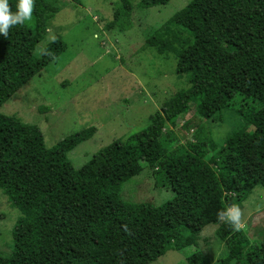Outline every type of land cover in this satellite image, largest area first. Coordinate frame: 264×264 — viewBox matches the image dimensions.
Here are the masks:
<instances>
[{"label":"trees","instance_id":"trees-1","mask_svg":"<svg viewBox=\"0 0 264 264\" xmlns=\"http://www.w3.org/2000/svg\"><path fill=\"white\" fill-rule=\"evenodd\" d=\"M118 1L106 27L129 30L134 5ZM170 1L141 0L138 7ZM8 3L15 12L17 0ZM57 13L52 0H34L31 20L0 36V109L67 50L60 38L36 56ZM146 46L175 57L187 89L141 132L100 149L80 169L68 155L91 140L96 127L48 149L39 127L0 112V190L20 211L14 248L0 255V264H152L170 251L186 254L188 264H209L201 253L186 251L210 225L227 248L214 264H264V240L253 246L240 224L217 216L229 206L240 209L255 187H264V0H192ZM193 106L220 122L233 108L252 130L235 132L220 146L208 135L182 145L175 128ZM146 168L157 189L174 195L160 206L121 198L122 186Z\"/></svg>","mask_w":264,"mask_h":264},{"label":"rangeland","instance_id":"rangeland-1","mask_svg":"<svg viewBox=\"0 0 264 264\" xmlns=\"http://www.w3.org/2000/svg\"><path fill=\"white\" fill-rule=\"evenodd\" d=\"M140 1L132 0V28L123 31L106 27L120 9L118 0H80L79 4L52 0L58 13L36 56L40 57L44 47L56 39L61 38L68 48L0 109L4 115L39 127L48 149L68 136L96 127V135L68 155L76 169L114 141L141 132L152 115L188 87L187 77L180 79L176 74L175 57L160 56L146 46V40L192 0H171L166 6L147 10L139 9ZM40 107L47 109L46 113L40 112ZM222 118V122L206 120L193 106L175 128L180 144L208 135L220 146L231 134L252 130L233 108L224 111ZM120 195L126 202L156 206L174 196L171 190L156 188L148 168L125 183ZM240 213V225L247 230L251 244L259 245L264 240V187H255ZM19 216L20 211L0 190L2 256L11 254L14 248L12 230ZM215 231V225L207 226L197 237L195 247L186 252L190 256L201 253L209 264L224 258L227 248ZM152 264H188L187 255L170 251Z\"/></svg>","mask_w":264,"mask_h":264},{"label":"clouds","instance_id":"clouds-1","mask_svg":"<svg viewBox=\"0 0 264 264\" xmlns=\"http://www.w3.org/2000/svg\"><path fill=\"white\" fill-rule=\"evenodd\" d=\"M33 7L34 0H17L16 11L12 12L8 0H0V36L7 37L11 27L31 20ZM240 215V209L235 206H229L226 210L217 213L219 219L237 228L240 224Z\"/></svg>","mask_w":264,"mask_h":264}]
</instances>
